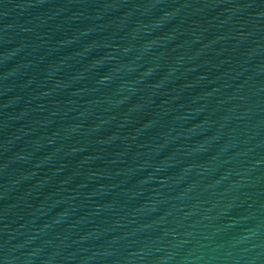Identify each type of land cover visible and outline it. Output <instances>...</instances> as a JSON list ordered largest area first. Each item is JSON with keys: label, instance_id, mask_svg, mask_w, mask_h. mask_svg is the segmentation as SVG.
Wrapping results in <instances>:
<instances>
[{"label": "water", "instance_id": "95a60500", "mask_svg": "<svg viewBox=\"0 0 264 264\" xmlns=\"http://www.w3.org/2000/svg\"><path fill=\"white\" fill-rule=\"evenodd\" d=\"M0 264H264V0H0Z\"/></svg>", "mask_w": 264, "mask_h": 264}]
</instances>
